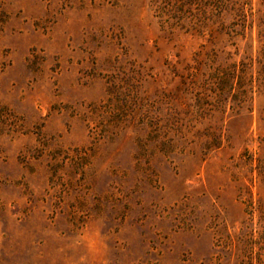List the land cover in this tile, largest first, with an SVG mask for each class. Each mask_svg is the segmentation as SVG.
Masks as SVG:
<instances>
[{
  "label": "rangeland",
  "instance_id": "rangeland-1",
  "mask_svg": "<svg viewBox=\"0 0 264 264\" xmlns=\"http://www.w3.org/2000/svg\"><path fill=\"white\" fill-rule=\"evenodd\" d=\"M0 264H264V0H0Z\"/></svg>",
  "mask_w": 264,
  "mask_h": 264
}]
</instances>
